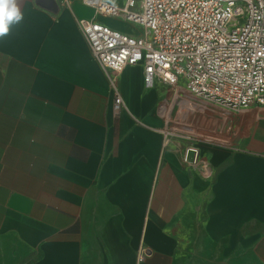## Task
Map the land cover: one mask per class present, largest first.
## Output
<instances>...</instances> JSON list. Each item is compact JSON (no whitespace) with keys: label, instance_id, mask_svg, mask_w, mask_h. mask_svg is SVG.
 Masks as SVG:
<instances>
[{"label":"crops","instance_id":"crops-1","mask_svg":"<svg viewBox=\"0 0 264 264\" xmlns=\"http://www.w3.org/2000/svg\"><path fill=\"white\" fill-rule=\"evenodd\" d=\"M54 1L0 38V264H264V107L194 118L203 178L164 144L171 88L126 67L116 110L77 21L131 24Z\"/></svg>","mask_w":264,"mask_h":264},{"label":"built area","instance_id":"built-area-1","mask_svg":"<svg viewBox=\"0 0 264 264\" xmlns=\"http://www.w3.org/2000/svg\"><path fill=\"white\" fill-rule=\"evenodd\" d=\"M96 15L139 28L126 33L94 19L80 18L78 27L90 55L106 74L117 110L122 98L115 87L126 68L141 65L143 83L172 90L162 130L186 143L179 162L203 178L212 165L202 152L205 135L193 123L197 115L224 118L251 106L264 107V0H80ZM150 252L141 248L138 261Z\"/></svg>","mask_w":264,"mask_h":264},{"label":"clouds","instance_id":"clouds-1","mask_svg":"<svg viewBox=\"0 0 264 264\" xmlns=\"http://www.w3.org/2000/svg\"><path fill=\"white\" fill-rule=\"evenodd\" d=\"M23 19L18 0H0V38L7 36L10 26Z\"/></svg>","mask_w":264,"mask_h":264},{"label":"rangeland","instance_id":"rangeland-1","mask_svg":"<svg viewBox=\"0 0 264 264\" xmlns=\"http://www.w3.org/2000/svg\"><path fill=\"white\" fill-rule=\"evenodd\" d=\"M114 27L116 28V29H121V30H127V29H132V30H137L138 28L136 27V26H133V25H131V27L130 26H128L126 23H124V22H121V21H116V23L114 24ZM113 27V28H114ZM255 264H258L257 262H255Z\"/></svg>","mask_w":264,"mask_h":264},{"label":"water","instance_id":"water-1","mask_svg":"<svg viewBox=\"0 0 264 264\" xmlns=\"http://www.w3.org/2000/svg\"><path fill=\"white\" fill-rule=\"evenodd\" d=\"M41 1L47 2L46 8L50 11H55L57 9L56 3L54 0H36L38 5H42Z\"/></svg>","mask_w":264,"mask_h":264}]
</instances>
